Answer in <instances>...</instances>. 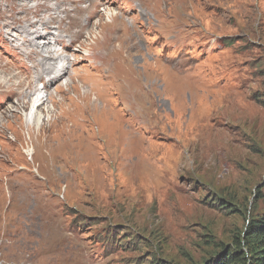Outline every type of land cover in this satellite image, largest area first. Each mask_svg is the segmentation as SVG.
<instances>
[{"label":"rangeland","instance_id":"obj_1","mask_svg":"<svg viewBox=\"0 0 264 264\" xmlns=\"http://www.w3.org/2000/svg\"><path fill=\"white\" fill-rule=\"evenodd\" d=\"M38 2L55 3L0 0L2 61L26 65L24 51L37 39L24 21L21 27L12 22L43 13ZM106 2L123 21L104 28L106 11L95 17L85 41L70 50L74 64L56 85L69 82L65 92L56 86L45 91L40 81L30 85L28 70L18 68L25 91L10 102L25 111L0 103V141L10 156L0 159V264H203L245 228L250 215L264 213V0ZM100 19L97 33L104 40H89ZM115 26L126 28L122 40L136 36V47L130 55L126 48L118 58L110 54L105 63ZM39 90L48 100L33 122L31 101ZM88 100L101 108L96 105L83 131H101L97 144L111 148L91 170L74 157L72 136L79 135L74 121L90 107ZM102 109L105 120L109 112V123L120 125L136 145L125 162L118 140L105 144ZM132 115L141 123L136 141ZM31 137L44 178L25 153ZM106 157L113 167H106ZM23 163L32 165V173ZM74 176H90V182ZM41 190L48 193L44 200ZM227 200L236 208L223 207Z\"/></svg>","mask_w":264,"mask_h":264},{"label":"bare ground","instance_id":"obj_2","mask_svg":"<svg viewBox=\"0 0 264 264\" xmlns=\"http://www.w3.org/2000/svg\"><path fill=\"white\" fill-rule=\"evenodd\" d=\"M31 1H36V0H26V5H29ZM54 1L55 3L53 5L42 4L38 2L36 7L43 8L44 9L43 13H40L38 11L33 12L34 16L30 15L27 18H23L22 16H20L17 17L18 20L16 22H12L14 26L21 27L22 21H24V23H26V26L29 29H31L30 34L33 36V38L37 40H33L34 42L29 41L30 50L28 52L27 50L24 51L27 58L24 59V61H26V65L23 68L21 63L20 64L14 63L13 65H10L9 63L2 61L0 59V69H1L0 93L4 94L5 96L3 101L0 103L6 104L5 109L7 110L10 109L9 111H16V112L20 111V113L25 111V109L21 107L13 108V105L10 102L11 100L14 102L13 96H20L25 91V89L23 88V82L25 80H22L20 76H18L17 74L18 68H21V72H23L25 69L28 70V72L30 73L29 75L30 85H33L34 84L33 82L35 81L36 83L40 81L44 83V86L46 88L45 91H48V89L51 90L56 88L55 89L56 92L63 93L65 92V88H68L69 82L67 83V86L65 88H63L62 86L57 87L56 85L59 84V82L62 80L64 74L68 71L70 65L74 64L70 61L69 53L72 52L70 50L71 49L73 50V48L78 42L82 41L83 43L85 41L84 39L87 37V30L95 20V17L101 14L102 12L105 13L106 11V15H109L110 19L107 20V22L105 23L107 25L104 28L108 27L112 23L113 24L118 23V20L123 21L121 15L119 16V13L114 12L113 7H107L108 3L106 2V0H54ZM83 3H86V5H83ZM148 3H150L149 0H145V4ZM100 21L101 19L92 26L90 30L89 40H91V38H94V41H98V42L104 40L103 34L101 32L100 34L97 33V28L101 25V23H99ZM42 28L47 30V32L44 33V34H48L47 36L43 37V34L37 35V33H39L40 29ZM53 28H57V30L60 32L58 34L57 33L55 34L53 32ZM125 33H126L125 27L123 26L114 27V31L111 33V36H108V39L111 43L110 53L109 52H108L109 54L107 52L103 53V58L105 60L107 59L105 63L108 61V59H111L110 54H115L116 58H118L117 56H120L125 48L127 49V53L129 55L132 54V51L136 47V36H131L122 40ZM120 41L121 43H119ZM87 48L90 54L93 50V47L89 46ZM86 54L88 53H85L84 55ZM91 57H96V54L94 53V56ZM79 58L80 55L78 56V58H75V60H79ZM59 60L62 61L59 62ZM158 62L159 61L153 63V69H155L156 71H158L157 69ZM13 66H15L16 69L13 68ZM74 71L75 73L70 74V78L73 79L71 81L72 85L75 82V77L77 76L78 73V70H74ZM33 74H36V78L33 76ZM84 77L87 79L90 78L91 76L85 75ZM97 84L98 83H94V86L98 87ZM20 87L21 90H19ZM41 92L42 91L39 90V92H36L32 97L33 100L31 102L33 106L31 108V114L33 116L35 115L33 118L34 119L33 122H35L38 119H41L43 115L39 113L38 108L41 105H43L45 101L48 100V97L46 99L44 98L47 94L45 96L42 95V97H40ZM99 92L100 95L98 96V99L103 97V92L102 91ZM20 104H22V102ZM88 104L90 107L93 108L90 107L84 108L81 114L79 115V117L75 119L73 131H75L76 133L78 132L79 135L76 136L72 134V136L75 140V144L77 145V146L74 145L73 148L75 150L74 157L76 158L77 161L86 163L91 170L97 167V165L99 164V161L101 159L100 158L101 153L103 152L105 154L109 153L111 148L109 147V145L100 146L97 144L96 141L98 139L100 140L99 135L101 134V131H98L96 134L94 133L89 134L88 132L83 131V129L86 126H88V123L90 122L88 121L87 118L91 116L90 114L94 115V113H96L97 111L96 105L98 106L99 103L96 101L93 102L91 100H88ZM58 106H61V104ZM22 107H25V105L22 104ZM3 108H4L3 105L0 104V112H3ZM17 108L18 110H16ZM103 113L104 111L102 109V112H100L101 114L100 118H103L104 122H101L100 119L101 128L99 130H102L103 132H105L104 130H106L108 132V134H106V137L108 136V139H105V144L107 143L110 144L111 146V143H113L114 140H118L119 150H121V155L123 156L122 158L124 159L123 161L125 162L127 159V157L125 158L126 153H128L131 147H134L136 145L132 144V142H127V132L126 131L124 132L120 125L118 127H115L113 124H111V122L109 123V118L111 117V115H108L109 112L108 113L105 112L107 114L106 119L108 120V122L105 120V117L102 116ZM25 114L28 115L27 112ZM68 116L70 117V113L63 112V117H65L67 121H69ZM132 116L134 117V119L130 118V126H131L130 129L131 131L133 132L135 131L137 133V135H135L136 138L135 141H136L138 137L142 136V133L140 132V130H138L139 128H136L135 126L137 123L136 120H139V118H137L135 115ZM137 125L141 126V123H137ZM117 130L121 131L122 133L116 134ZM2 137H5V133H0V139ZM69 137L71 139L70 134ZM30 142H33L32 137L28 142L29 145H27L28 147L25 150V153L29 155V159H32V162L36 165V171L39 173V175H41V177L44 178L45 176V174L43 173L44 170L41 168V165L39 163L37 164L35 158V154H37V148H35L34 145L32 147ZM0 146H1L0 159L6 160L7 158L10 157L8 153V148L3 142L0 143ZM54 151L55 149L52 150V153ZM51 156L53 155L51 154ZM107 157L104 158L105 160L104 164L106 165V167L111 168L113 167L114 162ZM20 162H22V158L17 159L15 161V163L18 164ZM21 167L25 168L27 172L32 173V165L23 163ZM52 167H54V165ZM34 176L35 178L37 177V175ZM64 177L68 178L67 176ZM77 177L78 176H74L75 179ZM78 179L82 180V183H86L87 181L90 182V176H80L78 177ZM37 185L41 186L42 182L37 181ZM37 192L40 193V196L42 194L41 200H44L45 197L48 195L47 192H44L42 190Z\"/></svg>","mask_w":264,"mask_h":264},{"label":"trees","instance_id":"obj_3","mask_svg":"<svg viewBox=\"0 0 264 264\" xmlns=\"http://www.w3.org/2000/svg\"><path fill=\"white\" fill-rule=\"evenodd\" d=\"M212 200L220 203L217 199ZM221 204L223 207L227 204V207L236 208V205L228 200L222 201ZM110 234L113 235L112 232ZM219 246V252L203 264H264V213L250 215L245 228L240 230L231 242H222Z\"/></svg>","mask_w":264,"mask_h":264}]
</instances>
